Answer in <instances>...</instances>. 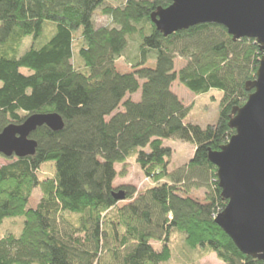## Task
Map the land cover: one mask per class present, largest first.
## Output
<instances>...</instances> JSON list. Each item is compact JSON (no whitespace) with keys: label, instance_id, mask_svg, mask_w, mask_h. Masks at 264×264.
Returning <instances> with one entry per match:
<instances>
[{"label":"trees","instance_id":"obj_1","mask_svg":"<svg viewBox=\"0 0 264 264\" xmlns=\"http://www.w3.org/2000/svg\"><path fill=\"white\" fill-rule=\"evenodd\" d=\"M105 2L0 0V132L34 113L64 121L60 130L32 132L35 154L0 153V222L25 217L19 236L0 238V264H167L179 234L199 258L215 253L224 264H264L216 223L227 200L208 157L234 134L232 110L247 101L246 83L264 51L217 23L164 36L151 13L170 0ZM99 9L110 26H97ZM135 36L140 55L156 59L154 69L146 61L119 64ZM177 57L187 61L179 71ZM177 79L197 93L223 91L217 122L186 120L190 109L172 89ZM171 137L195 145L189 162L174 169L164 145ZM131 159L151 186L116 183L118 165L126 170ZM48 162L54 167L43 175ZM36 188L42 196L29 207ZM119 191L124 199L115 197Z\"/></svg>","mask_w":264,"mask_h":264},{"label":"water","instance_id":"obj_2","mask_svg":"<svg viewBox=\"0 0 264 264\" xmlns=\"http://www.w3.org/2000/svg\"><path fill=\"white\" fill-rule=\"evenodd\" d=\"M158 7L151 20L164 36L200 23L225 26L234 40L253 38L264 51V0H170ZM247 101L232 110L229 126L235 130L218 150H209L217 166L218 183L227 204L216 223L245 254L264 260V54L256 77L246 83ZM42 125L53 130L64 127L57 113H34L20 124H9L0 132V153L25 157L36 152L31 137ZM117 199H124L119 191Z\"/></svg>","mask_w":264,"mask_h":264},{"label":"rangeland","instance_id":"obj_3","mask_svg":"<svg viewBox=\"0 0 264 264\" xmlns=\"http://www.w3.org/2000/svg\"><path fill=\"white\" fill-rule=\"evenodd\" d=\"M125 0H107L105 3L120 4ZM95 22L97 26H110L111 19L108 15H105L99 9L95 14ZM78 35V31H75ZM138 36H135V39L129 41V46L126 50V55L120 60V65L132 64L133 66L141 65L142 62H145V65L150 68H155L156 59L151 55L148 59L144 54L140 55L139 45H138ZM32 41V36H27L23 44V52L28 49L30 42ZM79 48L75 47V52L78 53ZM142 61V62H141ZM187 61L181 57L175 59V69L179 71L186 65ZM127 66V65H126ZM147 73L140 72L137 74V77L140 80L146 78ZM2 81L0 80V86ZM173 91L181 98L183 103L189 107V115L186 120H192L193 122L199 124L202 127H206L210 123L218 121L220 114V104L223 98V91L217 88H212L204 93H197L191 90L185 83L180 79H177L173 86ZM136 99L140 98V92L134 95ZM164 145L169 146L173 150L172 161L170 168H178L192 158L195 151V145L191 141H184L178 138H165ZM6 159L0 156V165L4 164ZM128 166L127 175H119L117 177L116 183H133L139 188H144L151 186L152 183L148 180L143 172L140 170L139 166L134 159H131ZM54 166L50 165V162L46 163L44 166L43 175L50 174ZM118 169L121 172L125 169L124 165H118ZM42 192L40 188H36L33 191V194L30 198L29 207H36L40 201ZM25 217L23 215L19 216H10L5 217L0 222V238L8 235L14 234L19 236L22 232L24 226ZM172 246V257L167 262V264H224L215 253H208L202 258H199V252L196 248H193L187 244L184 240L183 235L179 234L176 237H173L171 242Z\"/></svg>","mask_w":264,"mask_h":264},{"label":"crops","instance_id":"obj_4","mask_svg":"<svg viewBox=\"0 0 264 264\" xmlns=\"http://www.w3.org/2000/svg\"><path fill=\"white\" fill-rule=\"evenodd\" d=\"M126 168L128 169V166H127ZM127 169H126V170H122L121 173L123 174V176L128 174V170H127ZM118 170H119V169H118ZM140 170H141V169H140Z\"/></svg>","mask_w":264,"mask_h":264}]
</instances>
